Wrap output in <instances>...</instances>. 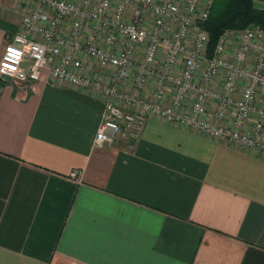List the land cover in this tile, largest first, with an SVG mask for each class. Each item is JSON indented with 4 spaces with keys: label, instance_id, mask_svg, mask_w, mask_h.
Masks as SVG:
<instances>
[{
    "label": "crops",
    "instance_id": "1",
    "mask_svg": "<svg viewBox=\"0 0 264 264\" xmlns=\"http://www.w3.org/2000/svg\"><path fill=\"white\" fill-rule=\"evenodd\" d=\"M18 6L0 0V58ZM102 112L86 90L0 83V264H264L263 156L155 117L98 147Z\"/></svg>",
    "mask_w": 264,
    "mask_h": 264
},
{
    "label": "built area",
    "instance_id": "2",
    "mask_svg": "<svg viewBox=\"0 0 264 264\" xmlns=\"http://www.w3.org/2000/svg\"><path fill=\"white\" fill-rule=\"evenodd\" d=\"M14 1L22 29L1 55L0 83L98 95L95 146L132 147L155 117L264 157V28L225 33L207 55L214 0Z\"/></svg>",
    "mask_w": 264,
    "mask_h": 264
},
{
    "label": "trees",
    "instance_id": "3",
    "mask_svg": "<svg viewBox=\"0 0 264 264\" xmlns=\"http://www.w3.org/2000/svg\"><path fill=\"white\" fill-rule=\"evenodd\" d=\"M264 0H214L202 28L209 36V50H214L218 40L225 33L242 32L247 28H264V8L256 3Z\"/></svg>",
    "mask_w": 264,
    "mask_h": 264
},
{
    "label": "rangeland",
    "instance_id": "4",
    "mask_svg": "<svg viewBox=\"0 0 264 264\" xmlns=\"http://www.w3.org/2000/svg\"><path fill=\"white\" fill-rule=\"evenodd\" d=\"M134 4H136V1L134 2ZM263 4L262 3H256V6L257 7H261ZM147 26H150V24H148ZM151 28V27H150ZM87 29H89V27H87ZM169 30V32H171L172 30H173V28H168ZM151 29H149V31H150ZM235 36V37H234ZM237 36L236 35H233V37L231 38V40H230V44H229V49H231V51H232V49L235 47V45H236V40H237V38H236ZM142 48H140L139 49V55H140V58H141V55H142V50H141ZM230 51V50H229ZM206 53H207V55L208 54H212V51L210 52V50H209V45H208V47H207V50H206Z\"/></svg>",
    "mask_w": 264,
    "mask_h": 264
}]
</instances>
